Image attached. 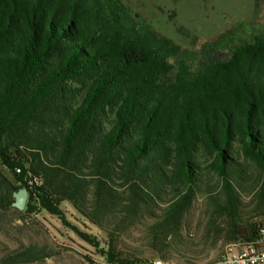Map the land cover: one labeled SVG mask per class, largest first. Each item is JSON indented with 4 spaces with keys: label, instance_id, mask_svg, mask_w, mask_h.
I'll list each match as a JSON object with an SVG mask.
<instances>
[{
    "label": "trees",
    "instance_id": "1",
    "mask_svg": "<svg viewBox=\"0 0 264 264\" xmlns=\"http://www.w3.org/2000/svg\"><path fill=\"white\" fill-rule=\"evenodd\" d=\"M0 161V209L22 186L28 212L67 221L71 203L107 232L109 264L145 217L165 243L200 194L236 220L243 190L264 205V34L199 57L128 0H0Z\"/></svg>",
    "mask_w": 264,
    "mask_h": 264
},
{
    "label": "rangeland",
    "instance_id": "2",
    "mask_svg": "<svg viewBox=\"0 0 264 264\" xmlns=\"http://www.w3.org/2000/svg\"><path fill=\"white\" fill-rule=\"evenodd\" d=\"M134 12L157 31L167 35L199 57L205 53L222 57L235 44L264 34V0H128ZM252 169H255L253 166ZM0 170L9 173L0 161ZM248 187H251L249 185ZM0 209V264H109L102 251L107 232L84 217L69 202L63 204L67 221L46 211L28 212L15 203ZM145 217L116 238L124 264H152L155 259L197 264L217 259L234 242L245 241L241 231L247 223H264V205L257 190H243L236 220L215 211L209 196L200 194L186 212L181 228L165 243L152 239ZM238 223V225L234 224ZM92 233L97 246L76 230ZM37 246L39 258L6 263L8 255L27 246Z\"/></svg>",
    "mask_w": 264,
    "mask_h": 264
},
{
    "label": "built area",
    "instance_id": "3",
    "mask_svg": "<svg viewBox=\"0 0 264 264\" xmlns=\"http://www.w3.org/2000/svg\"><path fill=\"white\" fill-rule=\"evenodd\" d=\"M15 169L20 171V167ZM152 264H185L172 263L164 259H155ZM215 264H264V226L255 233L251 240L230 244L225 251L215 259Z\"/></svg>",
    "mask_w": 264,
    "mask_h": 264
},
{
    "label": "water",
    "instance_id": "4",
    "mask_svg": "<svg viewBox=\"0 0 264 264\" xmlns=\"http://www.w3.org/2000/svg\"><path fill=\"white\" fill-rule=\"evenodd\" d=\"M29 197V191L26 187L22 188L18 193H17V200L16 204L20 208H24L27 204Z\"/></svg>",
    "mask_w": 264,
    "mask_h": 264
},
{
    "label": "bare ground",
    "instance_id": "5",
    "mask_svg": "<svg viewBox=\"0 0 264 264\" xmlns=\"http://www.w3.org/2000/svg\"><path fill=\"white\" fill-rule=\"evenodd\" d=\"M185 264H189V263H185ZM197 264H215V260L209 261V262H204V263H197Z\"/></svg>",
    "mask_w": 264,
    "mask_h": 264
}]
</instances>
